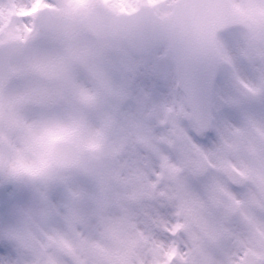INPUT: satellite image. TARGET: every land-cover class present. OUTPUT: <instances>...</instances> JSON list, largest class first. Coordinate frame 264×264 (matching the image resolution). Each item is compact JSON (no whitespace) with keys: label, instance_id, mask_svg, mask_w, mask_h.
Instances as JSON below:
<instances>
[{"label":"clouds","instance_id":"obj_1","mask_svg":"<svg viewBox=\"0 0 264 264\" xmlns=\"http://www.w3.org/2000/svg\"><path fill=\"white\" fill-rule=\"evenodd\" d=\"M224 3L220 20L212 3L177 17L135 0L127 13L119 0H40L19 31H0V187L60 193L0 223L14 253L5 264H253L251 251L264 253V0ZM144 36L173 73L212 63L240 97L239 118L221 123L210 148L173 147L194 123L192 88L150 114L125 113ZM133 151L150 165L129 163ZM147 203L170 229L155 254L136 215ZM227 213L247 241L228 261L209 239Z\"/></svg>","mask_w":264,"mask_h":264},{"label":"rangeland","instance_id":"obj_2","mask_svg":"<svg viewBox=\"0 0 264 264\" xmlns=\"http://www.w3.org/2000/svg\"><path fill=\"white\" fill-rule=\"evenodd\" d=\"M148 1L152 2V0ZM148 1L135 0V3L138 4ZM30 2L31 7H28L27 5ZM119 2L121 4V10H124L128 9L125 5L130 4L132 0H119ZM33 5L34 0H0V31H3L5 28L19 31V28L23 26L19 23L22 18L20 15H22L23 11L33 9ZM156 9L161 10L160 6H157ZM247 11L251 13L253 10L250 8ZM22 16L24 17V15ZM220 56L224 63L232 65V59L226 51H222ZM143 58L144 65L127 91L124 101L125 113L132 117H137L140 114H150V110L164 106L167 99L175 90L173 83L175 81L174 73L165 64L155 58V53L153 52ZM235 84L245 90L250 88V85L238 75L235 77ZM229 87L230 83L225 78V75L218 71L217 81L214 85L211 98V127L209 132L207 134H201L193 123L187 130H182V142L173 146L177 152H186L191 148H210L217 138V131L221 123L224 121H234L239 118L241 99L239 96L229 95ZM134 122L139 124V120H135ZM193 134H195V137ZM202 135L210 137V139H200ZM157 155L162 163L166 161L167 158L165 156L158 153ZM129 163L146 167L150 165L151 161L144 153L133 151L130 154ZM197 186H194V188ZM8 193L9 202L11 201L16 204L15 209L27 207L36 198L41 201H48L50 198L59 200L60 198V193L55 190H44L34 193L30 189L17 188L11 185H9ZM4 208L5 206L0 207V223L10 221L12 218L13 212L10 215L6 214ZM162 213V206L152 203L142 205L136 213L139 218V223L144 226L141 235L153 245L152 251L154 254L164 248V241L167 240V233L170 231L168 221ZM230 215V213L225 214L222 218L223 220L221 219L219 221L218 227L212 234L213 237L210 241L221 249L226 261L233 254L232 249L247 244V241L242 238V223L232 222ZM243 220L251 223V219L246 216L243 217ZM3 246H8L12 250L11 244L0 240V247ZM252 251L261 257L262 261L260 264H264V253L255 249ZM173 256H175V251H172L168 258L171 260ZM5 258L7 257H4L0 253V264H5Z\"/></svg>","mask_w":264,"mask_h":264},{"label":"water","instance_id":"obj_3","mask_svg":"<svg viewBox=\"0 0 264 264\" xmlns=\"http://www.w3.org/2000/svg\"><path fill=\"white\" fill-rule=\"evenodd\" d=\"M212 2L215 3L214 9L219 8L220 12H223V9L226 7L224 0H178L173 3L172 15L177 17L198 15L201 11H204L202 8L203 4ZM220 20H223V16ZM136 48L140 55H146L154 50V43L149 36H144L136 42ZM216 74L217 68L212 63H209V66L203 68L200 73L191 72L190 70L176 72L178 86H183L186 90L192 88L194 92L197 107L191 117L201 131H206L210 125V97ZM0 191H2L0 195L3 196L5 194V187H0ZM251 256L253 258L252 254ZM256 263L257 261L253 264Z\"/></svg>","mask_w":264,"mask_h":264},{"label":"snow or ice","instance_id":"obj_4","mask_svg":"<svg viewBox=\"0 0 264 264\" xmlns=\"http://www.w3.org/2000/svg\"><path fill=\"white\" fill-rule=\"evenodd\" d=\"M193 135L195 137V134H193ZM200 139H210V137L201 136ZM15 206H16V204L14 202L10 201V202L6 203L5 208H4L5 213L10 215L14 211ZM0 253H2L3 256L7 257V258H11L13 255L11 248L8 246L0 247Z\"/></svg>","mask_w":264,"mask_h":264},{"label":"flooded vegetation","instance_id":"obj_5","mask_svg":"<svg viewBox=\"0 0 264 264\" xmlns=\"http://www.w3.org/2000/svg\"><path fill=\"white\" fill-rule=\"evenodd\" d=\"M157 1H158V4L155 5V7L160 6L161 12H164L166 14L171 13V4L174 0H160V2H159V0H156V2ZM143 3H145V2H143ZM138 4H140V3H138ZM161 6H163V7H161Z\"/></svg>","mask_w":264,"mask_h":264}]
</instances>
